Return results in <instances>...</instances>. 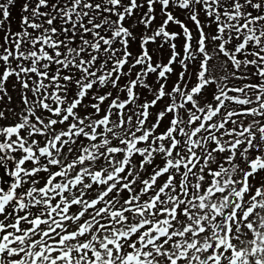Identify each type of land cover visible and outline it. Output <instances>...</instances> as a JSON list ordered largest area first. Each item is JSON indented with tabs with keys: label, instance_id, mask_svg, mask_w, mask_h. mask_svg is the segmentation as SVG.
Instances as JSON below:
<instances>
[{
	"label": "snow or ice",
	"instance_id": "snow-or-ice-1",
	"mask_svg": "<svg viewBox=\"0 0 264 264\" xmlns=\"http://www.w3.org/2000/svg\"><path fill=\"white\" fill-rule=\"evenodd\" d=\"M0 264H264V0H0Z\"/></svg>",
	"mask_w": 264,
	"mask_h": 264
},
{
	"label": "trees",
	"instance_id": "trees-1",
	"mask_svg": "<svg viewBox=\"0 0 264 264\" xmlns=\"http://www.w3.org/2000/svg\"><path fill=\"white\" fill-rule=\"evenodd\" d=\"M12 12H13V19L15 20L17 18V9H13Z\"/></svg>",
	"mask_w": 264,
	"mask_h": 264
},
{
	"label": "rangeland",
	"instance_id": "rangeland-1",
	"mask_svg": "<svg viewBox=\"0 0 264 264\" xmlns=\"http://www.w3.org/2000/svg\"><path fill=\"white\" fill-rule=\"evenodd\" d=\"M15 26V25H14Z\"/></svg>",
	"mask_w": 264,
	"mask_h": 264
}]
</instances>
